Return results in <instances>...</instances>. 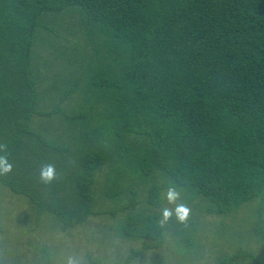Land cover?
Wrapping results in <instances>:
<instances>
[{
  "label": "trees",
  "instance_id": "1",
  "mask_svg": "<svg viewBox=\"0 0 264 264\" xmlns=\"http://www.w3.org/2000/svg\"><path fill=\"white\" fill-rule=\"evenodd\" d=\"M72 7L96 55V62L76 59L84 69L78 77L88 79L85 96L101 102L110 132L98 146L87 134L88 143L73 149L28 128L34 115L58 112L37 110L36 31L43 15ZM77 87L73 80L60 100ZM0 116L16 128L0 135L13 164L0 185L28 199L37 221L49 213L64 230L82 225L95 214L94 171L112 161L106 194L130 197L110 215L135 205L137 186H147L146 204L157 207L174 184L185 204L201 198L217 215L254 200L252 232L264 242V0H0ZM38 148L55 155L61 175L70 171L40 185L45 194L28 181L48 164ZM118 234L151 239V247L163 237L150 214L128 213ZM246 257L257 264L242 248L218 264Z\"/></svg>",
  "mask_w": 264,
  "mask_h": 264
},
{
  "label": "rangeland",
  "instance_id": "2",
  "mask_svg": "<svg viewBox=\"0 0 264 264\" xmlns=\"http://www.w3.org/2000/svg\"><path fill=\"white\" fill-rule=\"evenodd\" d=\"M41 20L43 26L36 31L33 47V69L40 94L37 110L44 112L57 109L58 112L48 117L34 115L28 128L40 132L46 141L70 146L72 149L88 143L86 135L95 133L98 138L91 141L98 146L101 138L110 135L109 119L106 118L101 102L85 96V82L88 79L83 75L78 77L79 71L84 69L83 63L76 61L77 58L79 60L84 55L86 60L96 62L95 50L78 25L81 21L78 9L72 7L58 13H46ZM47 26L50 30L46 29ZM73 68L78 69L75 71ZM87 72L88 69L85 73ZM73 80L77 81L78 87L68 98L60 100L64 95L62 90L69 88ZM80 112L87 114L82 120L76 118L70 121L66 117V114L76 116ZM12 123L13 120L2 119L0 116V135L6 133L10 136V132L16 129ZM2 142L4 140L0 136V143ZM38 150L41 153L37 155L41 154L42 163L53 164L54 154H46L41 148ZM111 162H106L94 171L92 210L95 214L74 229L64 230L49 213L37 221V208L28 199L15 195L0 185V264H47L50 259V264H64L65 257L69 255L83 257L88 264H123L131 251L138 252L126 264H132L134 260L137 264H145V256L148 255L149 264H218L239 248L252 252L257 264H264V242L252 232L256 206L254 200L243 204L236 211L217 215L208 212L205 201L195 197L186 202L191 214L185 226L175 217L162 223L161 210L164 207H174L165 199L166 190L160 192V205L151 207L145 201L147 186H137L135 205L112 216L108 211L128 203L130 194L121 199L107 196ZM53 165L57 173L55 180H64L70 171L66 168L61 175L59 165L55 162ZM39 170L36 168L28 181L36 180L37 191L42 190L45 194L47 187L40 186L44 183L39 180ZM163 181L162 177L158 178L156 184ZM48 191L50 193L52 187ZM185 199L181 192L183 203ZM128 213L154 215L163 236L161 244L151 247V239L118 234V224ZM229 264L253 262L246 257Z\"/></svg>",
  "mask_w": 264,
  "mask_h": 264
},
{
  "label": "clouds",
  "instance_id": "3",
  "mask_svg": "<svg viewBox=\"0 0 264 264\" xmlns=\"http://www.w3.org/2000/svg\"><path fill=\"white\" fill-rule=\"evenodd\" d=\"M13 164L9 160V150L7 144L0 143V176H5L12 172ZM57 178L56 168L53 164H45L39 170V180L44 184H50ZM165 199L174 207H164L161 210L162 223L175 217L176 220L187 226L188 218L191 214V209L181 200V191L177 186L170 185L166 189ZM148 256H145V264H149ZM64 264H88V261L80 256L69 255L65 257ZM132 264H137L134 260Z\"/></svg>",
  "mask_w": 264,
  "mask_h": 264
}]
</instances>
